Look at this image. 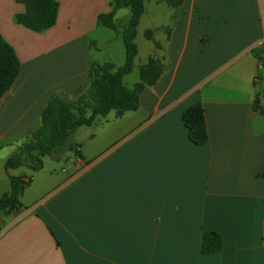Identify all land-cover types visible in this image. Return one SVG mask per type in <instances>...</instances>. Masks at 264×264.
I'll list each match as a JSON object with an SVG mask.
<instances>
[{
  "label": "crops",
  "instance_id": "obj_1",
  "mask_svg": "<svg viewBox=\"0 0 264 264\" xmlns=\"http://www.w3.org/2000/svg\"><path fill=\"white\" fill-rule=\"evenodd\" d=\"M56 1L54 26L36 33L16 22L24 5L0 0V36L20 63L0 99V198L10 177L30 179L22 207L0 215V264H264V68L253 54L264 50V0L146 2L123 83H140L150 57L165 70L138 109L80 127V157L6 171L52 95L76 98L93 64L125 63L120 35L97 25L110 0ZM129 18L127 8L116 12L119 32ZM142 25L143 35L157 30L159 49L137 43ZM195 103L208 134L202 146L182 122ZM203 232L220 234L221 251L200 254Z\"/></svg>",
  "mask_w": 264,
  "mask_h": 264
},
{
  "label": "trees",
  "instance_id": "obj_2",
  "mask_svg": "<svg viewBox=\"0 0 264 264\" xmlns=\"http://www.w3.org/2000/svg\"><path fill=\"white\" fill-rule=\"evenodd\" d=\"M24 5L25 12L16 16V22L26 29L40 33L54 26L58 13L56 0H15ZM150 0H110V11L97 17V25L120 35L125 48L123 67L114 70L111 63L93 64L88 88L76 98L54 94L40 117V127L30 134L29 139L10 156L5 169L15 170L28 167L31 172L39 171L42 159L53 157L58 160L64 152L74 151L80 157L76 145L72 142L74 132L80 127L91 126L97 117H104L115 111L118 116L138 109L139 97L147 86H153L164 73V66L158 59L149 58L139 69L140 83L132 89L123 83V77L130 74L138 55L136 45L137 28L144 14V5ZM183 0H159L170 9H177ZM127 8L130 18L126 28L119 32L114 23V16L119 9ZM153 40L151 31L146 33ZM154 47L160 45L154 42ZM254 56L264 68V50L253 51ZM20 72L19 60L12 49L0 36V99L10 90ZM257 110V103L254 105ZM264 115V107L261 108ZM182 122L188 131L189 140L195 146L207 142L204 110L200 103H195L182 113ZM10 192L0 198V215L8 216L18 211L20 199L30 184L27 177H10ZM222 239L219 233L203 232L200 239V254L210 255L221 251Z\"/></svg>",
  "mask_w": 264,
  "mask_h": 264
},
{
  "label": "rangeland",
  "instance_id": "obj_3",
  "mask_svg": "<svg viewBox=\"0 0 264 264\" xmlns=\"http://www.w3.org/2000/svg\"><path fill=\"white\" fill-rule=\"evenodd\" d=\"M158 1H159V0H158ZM142 26H143V27H142V29H141V33H140V35H139L138 38H137V43L141 45V44H147L146 41H150V42H153V44H154V36H155V34L157 33V30H155V31L147 30V31L144 32V35H143V30H145V29H144V25H142ZM148 31H151V32H152V34H153V40H149V39H148V37H147V35H146V33H147ZM150 58H153V57H150ZM154 59H156V58H154ZM147 61H148V60H147ZM147 61H146V62H147ZM146 62H145V63H146ZM145 63H144V64H145ZM144 64H143V65H144ZM139 69H140V68H139ZM263 97H264V91H263ZM77 130H78V129H77ZM77 130L74 132V134H73V136H72V139H71L74 145H76L74 140H75V134H76ZM67 153H69V151L64 152V155H66ZM54 162H55V160H54ZM38 176H40V175H36V174L33 175V177H35V178H38ZM31 192H32V189H29V190L27 191L26 195H25V198H27V197H26L27 194L30 195Z\"/></svg>",
  "mask_w": 264,
  "mask_h": 264
}]
</instances>
